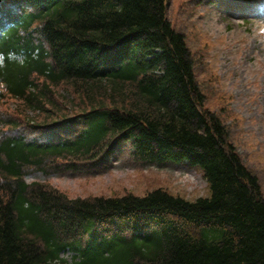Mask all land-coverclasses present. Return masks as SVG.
I'll return each instance as SVG.
<instances>
[{
    "label": "trees",
    "instance_id": "obj_1",
    "mask_svg": "<svg viewBox=\"0 0 264 264\" xmlns=\"http://www.w3.org/2000/svg\"><path fill=\"white\" fill-rule=\"evenodd\" d=\"M168 1L0 0V264H66L67 250L74 264H264L261 184L206 106ZM121 153L198 166L210 193L71 197L34 179Z\"/></svg>",
    "mask_w": 264,
    "mask_h": 264
},
{
    "label": "rangeland",
    "instance_id": "obj_2",
    "mask_svg": "<svg viewBox=\"0 0 264 264\" xmlns=\"http://www.w3.org/2000/svg\"><path fill=\"white\" fill-rule=\"evenodd\" d=\"M168 17L185 35L206 106L221 117L264 193V0H169ZM4 101L14 107L9 96ZM46 181L71 196L123 195L129 190L143 195L159 187L190 201L209 194L198 167L170 160L139 165L127 155L116 157L105 171L54 175ZM61 256L67 264L77 259L72 251Z\"/></svg>",
    "mask_w": 264,
    "mask_h": 264
}]
</instances>
